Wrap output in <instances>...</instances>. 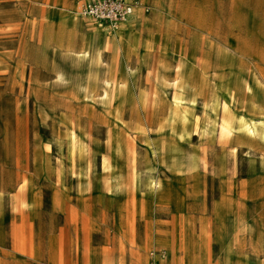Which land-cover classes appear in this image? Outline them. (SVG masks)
I'll return each mask as SVG.
<instances>
[{"label":"rangeland","instance_id":"1","mask_svg":"<svg viewBox=\"0 0 264 264\" xmlns=\"http://www.w3.org/2000/svg\"><path fill=\"white\" fill-rule=\"evenodd\" d=\"M82 2L0 0V264H264V0Z\"/></svg>","mask_w":264,"mask_h":264},{"label":"built area","instance_id":"2","mask_svg":"<svg viewBox=\"0 0 264 264\" xmlns=\"http://www.w3.org/2000/svg\"><path fill=\"white\" fill-rule=\"evenodd\" d=\"M136 7L137 0H83L78 7L77 15L99 27L113 30L118 24L130 20ZM144 11H147V7ZM163 258L162 252L153 251L149 264H162Z\"/></svg>","mask_w":264,"mask_h":264},{"label":"bare ground","instance_id":"3","mask_svg":"<svg viewBox=\"0 0 264 264\" xmlns=\"http://www.w3.org/2000/svg\"><path fill=\"white\" fill-rule=\"evenodd\" d=\"M136 8H138V7H136ZM99 41H100V47L101 48L111 49L114 52L116 50V48H117L116 47V43L120 41V38L116 39L114 37V38L111 39V38H104V37H102V38L99 39ZM77 54L79 56L80 55L88 56V55H90V49L88 48V46H86L83 51L78 52ZM111 84H112V81L111 80H106L105 81V86L106 87L107 86H110Z\"/></svg>","mask_w":264,"mask_h":264},{"label":"crops","instance_id":"4","mask_svg":"<svg viewBox=\"0 0 264 264\" xmlns=\"http://www.w3.org/2000/svg\"><path fill=\"white\" fill-rule=\"evenodd\" d=\"M134 15V14H133ZM133 17V16H132ZM152 238V237H151ZM157 240H161V239H157Z\"/></svg>","mask_w":264,"mask_h":264}]
</instances>
